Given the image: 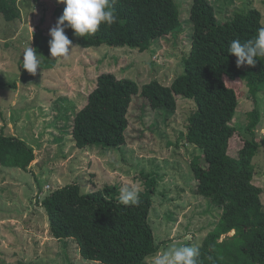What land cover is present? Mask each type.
<instances>
[{"label":"rangeland","instance_id":"rangeland-1","mask_svg":"<svg viewBox=\"0 0 264 264\" xmlns=\"http://www.w3.org/2000/svg\"><path fill=\"white\" fill-rule=\"evenodd\" d=\"M182 26L171 35L138 51L128 46H80L72 40L65 57H50L49 30L63 14L57 0H17L20 17L0 13V134L15 135L35 151L29 171L0 163V264H103L84 258L74 239L51 235L43 199L70 183L83 192L108 184L144 190L145 176L158 178L150 222L163 253L171 246L201 244L215 227L221 209L198 194L191 163L202 150L186 138L196 104L178 96L175 110L143 108L140 95L129 110L127 142L119 147L79 148L73 136L74 118L96 87L98 77L113 72L141 86L151 80L170 84L184 70L193 35L194 0H175ZM221 20L250 7L262 11L264 0H211ZM66 24V22H65ZM32 46L41 61L36 74L23 68V52ZM234 124L245 137L248 113L258 107L262 119L256 131L264 137V92L253 98L243 85ZM254 183L263 189L264 146L256 157ZM235 231L227 236H232ZM223 236V238H225ZM146 264H151V259Z\"/></svg>","mask_w":264,"mask_h":264},{"label":"trees","instance_id":"trees-1","mask_svg":"<svg viewBox=\"0 0 264 264\" xmlns=\"http://www.w3.org/2000/svg\"><path fill=\"white\" fill-rule=\"evenodd\" d=\"M114 8L115 24L102 23L95 34L85 37L67 27L69 35L84 47L106 43L144 52L154 40L182 26L175 0H116ZM0 13L8 21L19 18L17 0H0ZM191 18V50L183 72L170 84L151 80L142 86L132 78L102 73L74 118L73 136L81 149L119 147L127 142L129 110L136 95L143 108L153 109H177L178 96L193 100L196 109L189 117L186 138L202 150L191 163L197 192L221 209L215 227L201 244L193 245L199 248L197 264H264L263 189L254 183L256 157L264 146V137L260 139L256 131L262 113L258 107L248 113L250 138L233 122L245 95L243 85L253 98L264 92V57H257L255 66L238 68L237 58L228 52L232 40L244 42L257 34L263 14L250 7L221 20L211 0H194ZM35 157L23 139L0 134V163L5 167L29 171ZM157 185V177L145 176L138 203L127 206L119 201L118 184L89 192L78 183L58 188L42 201L51 235L76 240L86 259L146 264L161 248L150 222Z\"/></svg>","mask_w":264,"mask_h":264},{"label":"clouds","instance_id":"clouds-1","mask_svg":"<svg viewBox=\"0 0 264 264\" xmlns=\"http://www.w3.org/2000/svg\"><path fill=\"white\" fill-rule=\"evenodd\" d=\"M65 5L63 14L58 18L54 27L49 30L50 57H65L70 53L72 40L65 32L71 27L78 37L95 34L102 23L111 26L117 22L114 4L116 0H57ZM67 22V25L65 24ZM228 52L234 54L236 66H255L257 57H264V23L257 34L244 42L234 39L230 42ZM41 61L38 52L28 46L23 52V68L29 73L36 74ZM139 189L135 186H123L119 189V201L123 205L138 203ZM199 248L193 246H171L163 253L157 252L151 259V264H197Z\"/></svg>","mask_w":264,"mask_h":264}]
</instances>
